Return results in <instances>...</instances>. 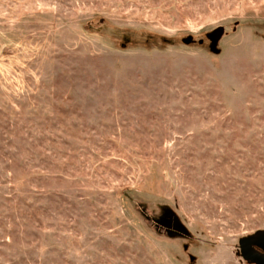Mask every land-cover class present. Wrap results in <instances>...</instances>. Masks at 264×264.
<instances>
[{
	"label": "rangeland",
	"instance_id": "obj_1",
	"mask_svg": "<svg viewBox=\"0 0 264 264\" xmlns=\"http://www.w3.org/2000/svg\"><path fill=\"white\" fill-rule=\"evenodd\" d=\"M260 230L264 0H0V264H258Z\"/></svg>",
	"mask_w": 264,
	"mask_h": 264
},
{
	"label": "water",
	"instance_id": "obj_2",
	"mask_svg": "<svg viewBox=\"0 0 264 264\" xmlns=\"http://www.w3.org/2000/svg\"><path fill=\"white\" fill-rule=\"evenodd\" d=\"M221 33V29L215 31L212 39L217 41ZM238 247V254L244 260L264 264V230L257 231L250 236L241 238L238 242Z\"/></svg>",
	"mask_w": 264,
	"mask_h": 264
},
{
	"label": "trees",
	"instance_id": "obj_3",
	"mask_svg": "<svg viewBox=\"0 0 264 264\" xmlns=\"http://www.w3.org/2000/svg\"><path fill=\"white\" fill-rule=\"evenodd\" d=\"M174 224H175V227L178 229L177 230V233L179 234V235H181L182 234V229H180V227H179V224L176 222H174Z\"/></svg>",
	"mask_w": 264,
	"mask_h": 264
}]
</instances>
